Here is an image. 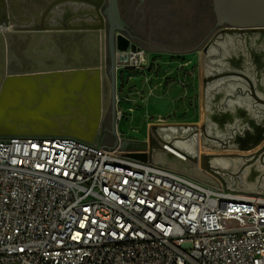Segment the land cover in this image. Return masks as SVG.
I'll return each instance as SVG.
<instances>
[{
	"label": "built area",
	"instance_id": "1",
	"mask_svg": "<svg viewBox=\"0 0 264 264\" xmlns=\"http://www.w3.org/2000/svg\"><path fill=\"white\" fill-rule=\"evenodd\" d=\"M124 37L117 70H151ZM0 264H264V194L99 139L0 135Z\"/></svg>",
	"mask_w": 264,
	"mask_h": 264
},
{
	"label": "bare ground",
	"instance_id": "2",
	"mask_svg": "<svg viewBox=\"0 0 264 264\" xmlns=\"http://www.w3.org/2000/svg\"><path fill=\"white\" fill-rule=\"evenodd\" d=\"M103 1H25L27 13L32 10L35 16H38L41 31L38 32L34 39V42L37 41L31 48H28V42L33 37L31 34H22L21 40L11 39L12 47L7 46L0 35V132L41 134L65 132L85 139H93L98 134L102 127L100 119L105 109L106 114L108 113L112 104V91L108 90L106 83L105 86L102 85L98 75H94L96 69L91 68L98 62L96 56L98 48L93 45L94 39L88 35L90 39L86 41L87 35L80 32L65 34L64 31L72 28L69 17L65 19L64 24L52 23L54 25L51 24L50 27L46 25V19L53 9L55 16L60 19L62 15L59 12L63 10H89L93 7L96 13H92L91 18L96 15L100 19L98 27L101 29L105 27L106 19L101 7L99 8ZM11 4L9 6H13V9H10V14L12 13L13 16V11L19 12L21 6ZM7 7L5 4L6 15L9 13ZM33 16L29 13L27 18ZM19 21L23 20L19 18ZM14 26V24L9 26L0 24V30L6 27L7 30H12ZM52 32L56 33L52 34ZM228 36L232 39L233 48ZM99 40L101 46V35ZM99 40L96 38L95 42L99 43ZM222 43L226 44L228 53L221 46ZM215 48L217 52L212 54L211 51ZM3 53L8 58L6 62ZM44 53L56 55L54 56L56 64L60 63L61 68L39 70L40 66H51L55 62L53 58L43 59L36 55ZM243 53L247 59L246 71L243 70L245 67L241 57ZM229 54L226 62L221 65L219 61ZM212 55L216 59L213 61L215 63L209 61L210 67H205L208 76L213 72L217 74L226 70L245 73L253 83L255 95L261 100L258 101L251 95L248 81L239 75L222 76L207 83L206 94L209 98L204 112L207 122L199 126L203 134L201 140L206 146L241 150L209 152L205 156V166L209 172L219 174L223 172V168L230 166L234 170H226V172L239 176L250 192L258 186L262 190L256 194H264V102L262 101L264 93L257 91L264 89L262 76L264 38L259 35L237 37L227 34L217 46L209 50L207 58ZM67 65L72 69L61 70L64 69L62 67L68 69ZM21 70L23 72H20ZM219 84L221 88L217 87ZM228 89L232 91L226 92ZM249 107H251L250 111L247 110ZM197 128L196 124L190 122L159 124L156 127L159 137L156 138L162 139L164 150H159L153 138L152 156L161 158L165 163L177 168L185 169L191 174L203 175V172L197 167L193 168L186 159L188 155L193 161L198 157ZM189 131H192L191 137H182L178 140H172L170 137L172 132L184 135L182 133ZM224 180L226 181L225 178Z\"/></svg>",
	"mask_w": 264,
	"mask_h": 264
},
{
	"label": "rangeland",
	"instance_id": "3",
	"mask_svg": "<svg viewBox=\"0 0 264 264\" xmlns=\"http://www.w3.org/2000/svg\"><path fill=\"white\" fill-rule=\"evenodd\" d=\"M154 2L149 11L151 15L148 14L147 0L140 5V10H143V13L146 14L143 27H148L150 32L144 39L146 44L139 45L146 49L148 57L153 63L151 70L125 69L121 72L117 70L116 130L118 136L122 140L139 144L145 142L148 145L150 134L153 133V125L158 126L163 122L194 123L198 127L197 131L199 133L197 142V148L199 147L197 149L198 157L196 161L191 160L188 156L186 159L193 168L197 167L203 172V175L191 174L185 169L165 163L161 158H154V160L193 178L219 185L221 183L219 178L202 167V160L205 163V156L209 152L240 151L241 149L206 146L204 141L201 140L203 134L199 126L207 122L204 113L209 98V95L206 94V85L210 82L208 80L209 76L214 75L213 72L208 76L206 68L210 67L209 61L215 63L213 61L216 59L214 55L207 58V54L203 51L204 46L217 29L213 0H154ZM102 4L99 8L102 7ZM106 4L107 1H105L104 6ZM137 4L135 2V5ZM134 8L135 6L126 5L124 8L125 15L130 17L133 10H135ZM106 29H108L107 22ZM228 37L230 39V36ZM229 42L231 48H233L232 39ZM221 46L228 53L229 50H227L226 44L222 43ZM211 52L215 54L217 49L215 48ZM229 56L230 54L221 59L219 63L221 65L225 63ZM241 57L245 62L243 70L246 71V56L243 53ZM262 72L264 77V66ZM217 87L221 88V85L219 84ZM231 89L226 90V92L232 91ZM257 91L258 93H264V89H257ZM247 110L250 111L251 107ZM112 117L111 106L102 124L101 133L104 143L108 145H112L115 141V136L111 133ZM182 134L184 135H180L179 132H172L170 137H172V140L191 137L192 131ZM154 140L159 146V150H164L161 140L155 136ZM199 157H201L200 160H198ZM226 168H223L221 176L226 179L232 190L238 194L261 192L262 189L258 186H255V190L250 192L239 176H233L226 172V170L231 171L234 169L230 166Z\"/></svg>",
	"mask_w": 264,
	"mask_h": 264
},
{
	"label": "water",
	"instance_id": "4",
	"mask_svg": "<svg viewBox=\"0 0 264 264\" xmlns=\"http://www.w3.org/2000/svg\"><path fill=\"white\" fill-rule=\"evenodd\" d=\"M105 1H107V6H104ZM102 4V13L104 17L107 20L108 29H106V24L104 28L101 29H73V30H66L64 31L65 34H72L80 32L90 35L93 39H102V44L100 48V44L97 41L98 52L96 53V56L98 58V62L96 66H93L91 68L96 69V73L94 75H98L100 82H102V85L105 86V83L107 84L108 90L112 91V128L111 133L115 136V141L112 145H108L104 143V139L101 135L102 133V127L98 131V134L93 139H85L78 137L73 134L68 133H59V134H65V135H72L75 137H78L80 139L86 140V141H95L99 139V141L107 148H115L118 145L121 146V148L128 152L130 156L142 159V160H154V157L152 156L151 149H152V141L154 136L159 137L156 132L157 125L152 126L153 133L150 134V142L147 145L145 142L143 143H135L128 140H120V137L118 136L117 130H116V122H117V111H116V88H117V64L119 59H123L124 56H118V49H124L127 47L128 41L124 37L123 34H119L118 32L123 33V31L126 30V23L122 18V14L120 11V5L119 0H105ZM14 0H8V12L7 15L5 14L6 11L4 9V0H0V24L9 26V24H14L15 26L12 28V30H0V35L3 37V40L7 46H13V42L11 39L15 40H21L20 36L22 34H31L33 37L31 40H29L28 48H31L33 44H35L34 39L37 37L38 32H40L39 27V18L38 16H33L32 18H27L25 23H21V25L18 26L19 19H14L16 15V12L13 11V16L10 14V9H13V6H9L11 3H13ZM78 2V1H77ZM12 5V4H11ZM104 7V8H103ZM213 8L216 15L217 23H216V30L210 37L209 41L206 43V45L203 48V51L206 54H209V50L213 46H217L219 41L223 40L224 35L231 34L235 35L237 37L243 35L245 37L259 35L264 38V0H213ZM68 17L76 18L77 16H83L81 17L82 21L73 23L74 28H79L82 26H98L99 18L94 15L91 18L92 13H96L95 9L92 7L89 10L85 9V12L82 10L80 13L77 10L70 11L68 10ZM66 12V13H67ZM66 16V14H65ZM86 21H84V19ZM66 19V18H65ZM60 22L61 19L57 18L55 16L54 9L51 11L46 19V25L48 27L54 25L52 23ZM76 22L78 24H76ZM97 22V23H95ZM52 24V25H51ZM56 26V25H55ZM56 32H52V34H55ZM90 39L89 37L85 40L87 41ZM100 41V40H99ZM107 49H108V56L110 58V69L108 71L107 67ZM93 50V49H92ZM97 50V49H96ZM4 51V50H3ZM5 62L8 61V58L5 56ZM39 55L43 59L47 58H54V54L52 53H44V54H36ZM8 57H9V50H8ZM7 58V59H6ZM34 58H37L34 56ZM39 58V57H38ZM58 63V62H57ZM6 64V63H5ZM60 63L56 64V60L53 65H44L40 66L39 70H42L41 68H61L59 67ZM64 69L61 70H71L70 66L67 65L68 69H65V67H62ZM60 70V69H59ZM20 72H23L22 70ZM22 74V73H18ZM227 75H239L244 77L251 88V95L255 97L256 99L261 100L259 96H256L254 93V87L251 79L248 75L242 72L233 71V70H226L223 72H219L217 74L209 76L210 81L217 80L218 78L222 76ZM206 84V81H205ZM264 102V100H262ZM106 109L100 119V124L102 125L104 122V119L106 117ZM100 125V126H101ZM16 134H36V135H54L57 133H22V132H16V133H9V132H0V135H16ZM262 134V133H260ZM162 140V139H161ZM243 142V140H242ZM139 144V145H137ZM149 150V151H148ZM189 156V155H188ZM204 157L203 155L201 156ZM202 167H204L206 170H208L207 166H205L204 160L201 162ZM216 177H218L221 181L224 183L225 180L219 174L218 172H212Z\"/></svg>",
	"mask_w": 264,
	"mask_h": 264
},
{
	"label": "crops",
	"instance_id": "5",
	"mask_svg": "<svg viewBox=\"0 0 264 264\" xmlns=\"http://www.w3.org/2000/svg\"><path fill=\"white\" fill-rule=\"evenodd\" d=\"M25 1L26 0H14V2H13L16 5L20 4V6H21V9L19 10V12H16L17 16H15V19L18 20L20 18L23 20L22 22L21 21L18 22V26L21 25V23H25L27 21L26 19H27V15L29 13H31V16H33V15L35 16V14L32 10L29 13H27V7H26L27 3H25ZM154 3H155L154 0H147V7L149 8L148 14L151 13L149 11L151 9V5H153ZM5 4L8 6V0H4V9L6 11ZM81 11L82 10H80V12ZM83 11L85 12V9ZM65 14H66V16H65ZM121 14H122V11H121ZM124 14H122V18L127 23V25H129L131 31H130V33H125L124 31L123 32L127 35V37L131 38L137 44H140V45L146 44L145 43L146 41L144 39L146 38L147 34H149V32H150L148 27H143V23L145 21L146 14H144L142 12L139 13L137 10H133L130 17L125 15L127 19L124 17ZM67 17H68V12L67 13L65 12L63 19L65 20V18H67ZM80 21H82V19H80ZM84 21H86V20H84ZM5 69H6V66H5Z\"/></svg>",
	"mask_w": 264,
	"mask_h": 264
},
{
	"label": "flooded vegetation",
	"instance_id": "6",
	"mask_svg": "<svg viewBox=\"0 0 264 264\" xmlns=\"http://www.w3.org/2000/svg\"><path fill=\"white\" fill-rule=\"evenodd\" d=\"M143 1H145V0H119V5H120V10L122 11V14H124V8L126 7V5H128V6H135V10H137L138 12H142L143 13V10H140V5L143 3ZM77 2V1H76ZM78 2H80V3H84V2H82V1H78ZM135 2H138V4L137 5H135ZM62 3H64V2H62ZM61 3V4H62ZM61 4H59V5H61ZM105 6H107V4L105 5ZM104 8V7H103ZM55 10V9H54ZM53 11V10H52ZM68 10H63V11H61V12H59V14H61L62 16H61V20H60V22H59V20H58V22H55V24H64V19H63V17H64V13L65 12H67ZM78 12L80 11V10H77ZM80 13V12H79ZM81 17H83V16H77L76 18H70L69 17V20H71L70 21V23H71V25H72V28L70 29V30H73V29H80V30H82V29H99V25L100 24H97L98 26H94V27H92V28H90V27H87V26H82V27H79V28H74V26H73V23L72 22H75V20L77 21V22H79L80 21V19H81ZM124 17L126 18V16H125V14H124ZM84 20H85V18H83ZM127 19V18H126ZM99 21H100V19H99ZM76 22V24H78ZM81 22V21H80ZM95 23H97V22H95ZM99 23V22H98ZM101 23V22H100ZM126 23V22H125ZM105 24H106V20H105ZM125 27H126V30L124 31L125 33H130V31H131V29H130V27H129V25H127V23H126V25H125ZM123 32V34L124 35H126L125 33ZM87 35V34H86ZM127 36V35H126ZM97 43L95 42V39H94V43H93V45H94V47L96 48H99L97 45H96ZM99 44H100V41H99ZM101 47V46H100ZM108 58V62H107V67H108V71H109V69H110V58H109V56L107 57ZM111 108V107H110ZM110 110V109H109ZM106 118V117H105Z\"/></svg>",
	"mask_w": 264,
	"mask_h": 264
}]
</instances>
